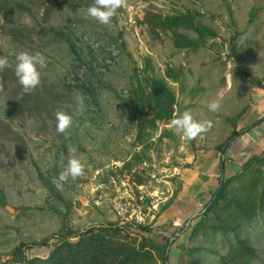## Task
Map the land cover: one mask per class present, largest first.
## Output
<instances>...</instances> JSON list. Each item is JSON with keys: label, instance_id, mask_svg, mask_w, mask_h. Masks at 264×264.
I'll list each match as a JSON object with an SVG mask.
<instances>
[{"label": "rangeland", "instance_id": "rangeland-1", "mask_svg": "<svg viewBox=\"0 0 264 264\" xmlns=\"http://www.w3.org/2000/svg\"><path fill=\"white\" fill-rule=\"evenodd\" d=\"M93 3L0 0V56L10 64L0 71V264L11 261L19 244L44 239L48 245L28 248L26 255L47 258L64 226L85 231L110 223L120 227L121 242L146 253L143 264H163V250L169 264H225L222 257L233 264L232 234L193 233L209 198L190 227L189 220L180 227L165 218L187 173L203 165L212 171L225 158L231 177L253 156L232 159L218 147L264 115V0H127L108 25L87 15ZM186 13L215 34L172 32L156 18ZM182 36L198 44L178 47L175 39ZM19 51L46 60L41 84L30 94L14 73ZM146 77L163 79L175 91L174 115L190 111L213 127L189 141L169 128L170 121H160L139 141L132 106ZM77 95L84 97L81 115H75ZM213 100L221 104L217 112L208 109ZM57 111L73 115L66 133L56 131ZM73 156L85 164L84 175L57 186ZM242 237L255 254L238 259L264 264V214Z\"/></svg>", "mask_w": 264, "mask_h": 264}, {"label": "trees", "instance_id": "trees-1", "mask_svg": "<svg viewBox=\"0 0 264 264\" xmlns=\"http://www.w3.org/2000/svg\"><path fill=\"white\" fill-rule=\"evenodd\" d=\"M15 11L10 9L5 15L9 17ZM161 26L174 32L178 28H186L196 32L199 38L213 36L215 33L197 21V15L192 13L157 15ZM178 47L195 46L198 41L182 36L175 39ZM149 65V64H148ZM150 66V65H149ZM169 77L178 81L173 69H169ZM145 86L139 82L133 99V112L137 119V138L143 141L150 132L157 128L160 121H170L174 118L177 98L175 91L169 84L157 77H146ZM264 86V85H260ZM91 90L88 89V93ZM264 122V115L255 123L243 130H234L228 140L218 147L225 154L231 145L241 136ZM226 163L223 158L220 162V180L218 188L212 193L200 215V220L194 226L193 233H206L212 230L216 235L232 234L235 238L237 256L233 264H248L247 260H239V256L247 259L254 256L255 248L249 239L243 238L245 229H250L255 220L264 214V151L261 155H253L245 162L242 170L231 177H226ZM142 230L148 227L139 226ZM121 232L117 223H110L100 229L90 228L85 231L75 230L64 226L63 230L54 234L57 242L47 258L26 255V250L33 246H46L48 239L32 244L21 243L13 253V258L7 264H143L147 261L145 252L128 247L121 242L118 234ZM147 254H151L148 253ZM160 258L163 264H169V256L163 250ZM221 262L226 264L225 257Z\"/></svg>", "mask_w": 264, "mask_h": 264}, {"label": "clouds", "instance_id": "clouds-1", "mask_svg": "<svg viewBox=\"0 0 264 264\" xmlns=\"http://www.w3.org/2000/svg\"><path fill=\"white\" fill-rule=\"evenodd\" d=\"M127 0H94V3L87 8V15L100 24L108 25L116 17L119 9L126 6ZM10 67L6 56H0V71ZM46 67L44 56L28 51H19L15 54L14 73L25 94H30L41 84V69ZM75 115H81L84 111V97L76 96ZM221 104L219 100H213L208 104L211 112L219 111ZM56 131L66 133L73 126V115L65 111L55 113ZM213 127L211 120L198 121L190 111H184L182 114L172 118L169 122V128L177 135L192 141L201 134L206 133ZM85 173V164L76 157H70L67 166L58 174L56 183H67L69 179L75 180Z\"/></svg>", "mask_w": 264, "mask_h": 264}, {"label": "crops", "instance_id": "crops-1", "mask_svg": "<svg viewBox=\"0 0 264 264\" xmlns=\"http://www.w3.org/2000/svg\"><path fill=\"white\" fill-rule=\"evenodd\" d=\"M262 116H259L258 119ZM263 146L264 122L247 132L246 136L244 135L238 138L224 155L225 157H232V159H234V157H239L238 159H240V157L245 154L249 157L251 153H253V155L261 153L264 150ZM258 150H260V152ZM211 157H215V155ZM234 162L235 161H233V163ZM201 164L203 165V161ZM238 164L242 165V162L241 164L237 162V165ZM229 165L230 164L227 162L225 171V175L227 176L228 169L230 168ZM215 166L217 167H213V169H211L212 171H210L205 169L203 165L200 171L195 170V172L187 173L186 176L182 178L184 181L181 184V192L176 202L173 203V207L169 210L170 212L167 211L165 220L169 222L173 221L176 225L191 219L198 213L199 207L204 203L203 199H210L211 192L216 190L217 178L219 177L220 179L219 160L215 161Z\"/></svg>", "mask_w": 264, "mask_h": 264}, {"label": "built area", "instance_id": "built-area-1", "mask_svg": "<svg viewBox=\"0 0 264 264\" xmlns=\"http://www.w3.org/2000/svg\"><path fill=\"white\" fill-rule=\"evenodd\" d=\"M202 207H204L203 205H202ZM204 211V208H203V210H202V212ZM187 227H190L191 225H192V221L191 220H189V221H187V223L185 224ZM179 226L181 227L182 226V224H179Z\"/></svg>", "mask_w": 264, "mask_h": 264}]
</instances>
